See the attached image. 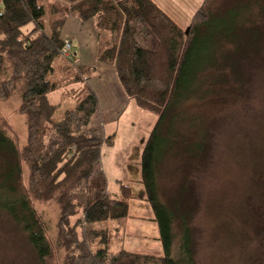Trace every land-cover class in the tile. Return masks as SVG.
<instances>
[{"label": "trees", "instance_id": "1", "mask_svg": "<svg viewBox=\"0 0 264 264\" xmlns=\"http://www.w3.org/2000/svg\"><path fill=\"white\" fill-rule=\"evenodd\" d=\"M50 1L0 0V101L18 92L16 110L26 126L21 142L8 120H0V210L24 233L37 264H196L191 232L196 203L189 176L182 175L169 194L160 186L158 161L168 150L164 123L189 76L202 68L194 54L205 44L201 33L214 21L215 0L201 1L187 34L155 0ZM69 14L80 22L98 17L97 30L107 38L101 46L98 42L97 62L111 67L126 99L157 115L141 151L137 181L157 225L162 255L116 247L125 229L121 220L133 217V193L127 182L116 179L117 191L109 194L97 167L103 141L116 132L105 135L103 125L90 126L99 100L83 76L86 65L72 77L80 82L72 96L76 103L60 119L52 117L57 104L48 95L60 83L49 74L60 57ZM138 34L152 36L155 47L139 43ZM76 193L84 194V205L72 219L81 203ZM38 203L57 205L53 239Z\"/></svg>", "mask_w": 264, "mask_h": 264}, {"label": "rangeland", "instance_id": "2", "mask_svg": "<svg viewBox=\"0 0 264 264\" xmlns=\"http://www.w3.org/2000/svg\"><path fill=\"white\" fill-rule=\"evenodd\" d=\"M155 1L185 31L202 0ZM212 13L214 21L201 33L205 44L194 54L195 64L202 68L189 76L182 99L162 128L168 150L158 161L159 183L170 194L182 175L189 176L196 203L191 222L196 264H264V0H215ZM91 21L97 40L92 53L89 47H72L69 58L54 60L55 70L49 74L60 83L48 95L57 104L52 115L56 120L76 103L71 90L80 82L72 80L79 68L74 63L97 62L98 42L101 46L107 38V33L97 30L98 17ZM136 38L148 48L155 47L152 36L138 34ZM87 72L83 74L93 81V72ZM110 78L116 86L113 107L118 110H112L113 119L108 118L104 109L109 95L102 88L99 110L90 126L103 125L105 135L116 132L111 141H103L97 165L104 173L107 192H115L116 179L132 188L129 213L133 217L121 220L125 229L117 234L123 237L116 247L162 255L157 225L148 218L152 211L137 181L141 151L157 115L125 99L113 71L102 80L106 83ZM211 83L217 84L209 86ZM19 100L15 92L0 101V120L7 119L24 142V115L16 110ZM75 198L81 203L72 219L81 214L84 205L83 193H76ZM162 198L165 200L164 195ZM36 207L48 220L53 239L57 205L38 203ZM177 243L178 238L175 248ZM59 257L62 259V252ZM37 263L24 233L0 210V264Z\"/></svg>", "mask_w": 264, "mask_h": 264}, {"label": "crops", "instance_id": "3", "mask_svg": "<svg viewBox=\"0 0 264 264\" xmlns=\"http://www.w3.org/2000/svg\"><path fill=\"white\" fill-rule=\"evenodd\" d=\"M91 20L92 19L87 20L85 22H80L79 20H75L73 16L67 15L64 26L62 28L61 35L64 39L68 38L70 40L71 48L78 47V46L80 47L85 46V47H89V50L92 53L93 50L91 47L93 44L95 45V43H97V40H96V31L94 29V25ZM74 54H77V53H74ZM71 55L72 54H70V56ZM82 56H85L83 52H82ZM74 64L77 66L79 65V68H81L84 64L87 66V69H86V71H88L87 73L93 72V75L95 76L93 81H90L89 77H85V74H83V76L86 78L87 82L92 87V89L96 92L97 96H98L99 90L101 91L102 88L106 89V92L108 93L109 96H107V105L104 111L107 113L108 118L113 119L115 116L111 114L112 110H115V111L118 110V109H114L115 107H113L114 104L116 103L114 100L115 99L114 91H116L115 90L116 86L113 84L114 80H112L111 78L109 81H106V83L104 79L102 80V78L108 73V71L111 76V73L113 70L111 68L110 70H108L107 68L101 65L102 63H99V62L93 63V61L92 63H86V62L84 63L80 60L79 64L78 63H74ZM113 79H115L116 81L114 72H113ZM75 89L76 88H72L71 90L72 96L74 95ZM109 93H111V95ZM124 98L126 99L125 96ZM102 118L105 124L103 113H102ZM114 191L116 192L117 188H115ZM148 218L149 220H152V214Z\"/></svg>", "mask_w": 264, "mask_h": 264}, {"label": "built area", "instance_id": "4", "mask_svg": "<svg viewBox=\"0 0 264 264\" xmlns=\"http://www.w3.org/2000/svg\"><path fill=\"white\" fill-rule=\"evenodd\" d=\"M71 50V43L69 40L64 39L63 45L59 48V55L68 57Z\"/></svg>", "mask_w": 264, "mask_h": 264}, {"label": "water", "instance_id": "5", "mask_svg": "<svg viewBox=\"0 0 264 264\" xmlns=\"http://www.w3.org/2000/svg\"><path fill=\"white\" fill-rule=\"evenodd\" d=\"M187 32H188V28L185 30V34H187Z\"/></svg>", "mask_w": 264, "mask_h": 264}]
</instances>
